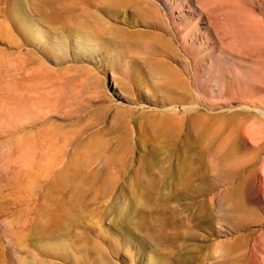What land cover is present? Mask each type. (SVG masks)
Here are the masks:
<instances>
[{
    "label": "rangeland",
    "instance_id": "374dc122",
    "mask_svg": "<svg viewBox=\"0 0 264 264\" xmlns=\"http://www.w3.org/2000/svg\"><path fill=\"white\" fill-rule=\"evenodd\" d=\"M113 1L0 0V264H264V0Z\"/></svg>",
    "mask_w": 264,
    "mask_h": 264
},
{
    "label": "bare ground",
    "instance_id": "6f19581e",
    "mask_svg": "<svg viewBox=\"0 0 264 264\" xmlns=\"http://www.w3.org/2000/svg\"><path fill=\"white\" fill-rule=\"evenodd\" d=\"M115 2L116 1L114 0L111 3L113 4ZM80 4H81L80 0H41V5L42 6H53L54 8L60 6V7H62L63 10H65L67 12H74V9H76ZM32 30H33L32 31L33 35H35V37H36V35L38 33L37 30L35 29V27ZM38 37H40L39 34H38ZM85 155H86V153L84 154V156ZM84 165H86V166L91 165L90 158L87 159V161H86V163ZM60 176H61L62 179H65V180L67 179V178L64 177V175H60ZM118 216H119V214H118Z\"/></svg>",
    "mask_w": 264,
    "mask_h": 264
}]
</instances>
